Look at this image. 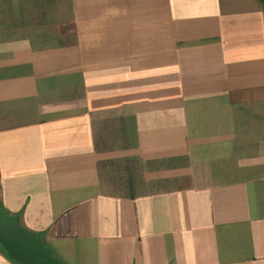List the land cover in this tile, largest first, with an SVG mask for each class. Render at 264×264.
I'll list each match as a JSON object with an SVG mask.
<instances>
[{
    "label": "crops",
    "instance_id": "obj_1",
    "mask_svg": "<svg viewBox=\"0 0 264 264\" xmlns=\"http://www.w3.org/2000/svg\"><path fill=\"white\" fill-rule=\"evenodd\" d=\"M0 209L67 264H264V0H0Z\"/></svg>",
    "mask_w": 264,
    "mask_h": 264
},
{
    "label": "water",
    "instance_id": "obj_2",
    "mask_svg": "<svg viewBox=\"0 0 264 264\" xmlns=\"http://www.w3.org/2000/svg\"><path fill=\"white\" fill-rule=\"evenodd\" d=\"M0 246L18 264H67L14 213L0 209Z\"/></svg>",
    "mask_w": 264,
    "mask_h": 264
},
{
    "label": "trees",
    "instance_id": "obj_3",
    "mask_svg": "<svg viewBox=\"0 0 264 264\" xmlns=\"http://www.w3.org/2000/svg\"><path fill=\"white\" fill-rule=\"evenodd\" d=\"M1 249H2V247H1ZM3 250V249H2ZM4 251V250H3Z\"/></svg>",
    "mask_w": 264,
    "mask_h": 264
},
{
    "label": "rangeland",
    "instance_id": "obj_4",
    "mask_svg": "<svg viewBox=\"0 0 264 264\" xmlns=\"http://www.w3.org/2000/svg\"><path fill=\"white\" fill-rule=\"evenodd\" d=\"M0 248H1V246H0Z\"/></svg>",
    "mask_w": 264,
    "mask_h": 264
}]
</instances>
